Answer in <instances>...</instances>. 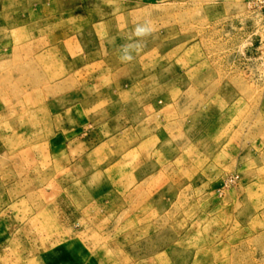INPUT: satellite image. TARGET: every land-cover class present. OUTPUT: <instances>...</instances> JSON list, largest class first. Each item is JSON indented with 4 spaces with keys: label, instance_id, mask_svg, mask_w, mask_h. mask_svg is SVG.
<instances>
[{
    "label": "rangeland",
    "instance_id": "1",
    "mask_svg": "<svg viewBox=\"0 0 264 264\" xmlns=\"http://www.w3.org/2000/svg\"><path fill=\"white\" fill-rule=\"evenodd\" d=\"M0 264H264V0H0Z\"/></svg>",
    "mask_w": 264,
    "mask_h": 264
}]
</instances>
